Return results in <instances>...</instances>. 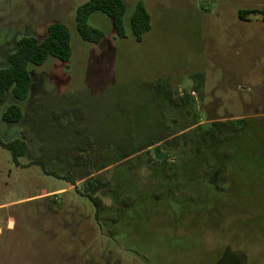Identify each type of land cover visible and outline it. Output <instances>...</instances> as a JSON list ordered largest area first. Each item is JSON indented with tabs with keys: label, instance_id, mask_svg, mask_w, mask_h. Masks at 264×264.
<instances>
[{
	"label": "rangeland",
	"instance_id": "1",
	"mask_svg": "<svg viewBox=\"0 0 264 264\" xmlns=\"http://www.w3.org/2000/svg\"><path fill=\"white\" fill-rule=\"evenodd\" d=\"M85 1L0 0V69L21 38L41 40L54 22L68 28L71 47L67 63L48 57L29 67L25 101L7 92L0 103V142L21 139L27 149L16 165L0 145V264H264V0H122L124 38L102 13L88 17L103 33L98 43L76 29ZM137 3L151 19L140 42L130 27ZM12 104L23 118L7 123ZM215 123L257 131L241 137L251 153L234 159L225 191L183 224L153 210L148 239L110 238L86 195L92 179L127 182L114 165L96 171L128 147L121 134L144 146L151 131L192 135ZM179 134L127 161L137 184H156L149 165L175 161Z\"/></svg>",
	"mask_w": 264,
	"mask_h": 264
},
{
	"label": "trees",
	"instance_id": "2",
	"mask_svg": "<svg viewBox=\"0 0 264 264\" xmlns=\"http://www.w3.org/2000/svg\"><path fill=\"white\" fill-rule=\"evenodd\" d=\"M95 12L102 13L111 20L117 37H125L122 23L125 5L122 0H86L75 13L76 29L83 41L98 43L103 38L100 30L87 24L88 17ZM150 21V15L143 4L137 3L130 19L131 33L135 41L140 42L142 36L150 30ZM70 56V34L68 28L62 23L49 24L46 36L41 40L33 37L21 38L14 52L8 56L7 66L0 69V103L5 99L7 92H10L18 101H25L28 98L33 82L29 69L31 65L39 66L48 57L67 63ZM169 102L171 103L172 100ZM22 118V109L14 104L8 106L2 114L3 121L7 123H16ZM242 127L237 134L228 125L216 123L202 132H193L192 135L181 133L182 130L155 137L151 131L146 133L147 145L144 146L134 145L130 134H121L119 142L128 141V147L122 145L117 147L115 160L97 167L96 171L114 165L115 171L127 176V182L121 181V184L110 186L102 180L92 179L88 182V188L86 187L88 189L86 196L93 206L95 220L101 229H105L110 238L119 242L130 239L133 234L138 240L143 241L149 236L148 223L152 217H155L153 210L163 209L164 213H159L163 220L168 224L178 225L183 224L185 220H190V216L197 210L209 207V202L214 195L225 191L226 174L229 172L233 175L232 170L236 168L234 161L249 159L251 152L247 143L250 138H246L243 148L238 144L243 135L251 137V134L257 131L247 130L243 133ZM178 134L179 139L183 141L179 142L181 150L174 154L175 161L163 160L156 165L150 164V175L156 180V184L147 183L145 187L137 184L133 173L129 174L128 168L131 169V167L127 165V161L160 142L167 145L175 144L176 140L173 136ZM0 145L11 153L16 165H18V159L25 156L27 151L26 143L21 139L7 143L0 142ZM172 149L175 148L172 147ZM251 155L253 156L254 152ZM251 168L254 169L253 165ZM90 175L87 174L81 179H90ZM98 191H103L110 197L111 205L103 204L101 198L95 195ZM179 240L171 237L169 242L178 244Z\"/></svg>",
	"mask_w": 264,
	"mask_h": 264
}]
</instances>
